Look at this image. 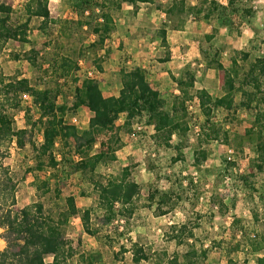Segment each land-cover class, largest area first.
<instances>
[{"label":"trees","instance_id":"trees-1","mask_svg":"<svg viewBox=\"0 0 264 264\" xmlns=\"http://www.w3.org/2000/svg\"><path fill=\"white\" fill-rule=\"evenodd\" d=\"M150 2L152 0H105L95 4L94 0H66L74 16L63 18L51 15L49 0H28L24 5L27 20L17 23L12 17L13 6L0 0V49L9 41L18 42L23 49L15 53L14 57L26 60L33 71H41L48 64L50 75L49 80L43 79L42 86H39L32 78L17 75L7 77L0 73V226L5 229L7 241L6 248L0 250V264H85L84 254L77 253L67 236V229L74 217L82 220L84 232L95 237L101 245L113 248L116 243H120L110 233L101 235V231L105 226L111 227L120 218L127 222L140 207L138 201L142 186L132 177L136 165L127 164L119 174L111 173L108 176H102L98 170L101 164L110 165L118 159L113 145L119 135L117 122L123 117L129 131H132L133 120L143 118L144 123L154 130L152 137L156 145L175 150L174 163L185 162L183 151L190 147L192 165L202 170L211 153L208 144L213 140L229 144L226 125L231 120H237L239 109H249L253 120L238 145L243 150L247 142L254 154L252 160L256 171L264 173V56H253L243 49L234 50L230 65L226 67L221 60V50L215 49L212 44L220 26L229 27L232 33V12L240 11L242 0H227V3L199 0L196 4L189 0H168L165 12L170 24L158 31L162 45L170 48L168 29L182 30L190 17L193 22L207 20L212 25L217 23L212 32L204 34L207 45L200 46L199 51L205 62L204 72L209 69L225 72L220 99L221 104L229 110L226 118L229 122L216 120L218 98L206 88H197L196 83L200 78L188 66L183 68L181 76L172 77L179 90V93L174 92L172 95L154 87L148 71L141 66L131 69L121 66L118 70L120 88L116 95L105 96L101 81L94 77H86L82 85L78 84L76 71L80 59L85 55L94 56L97 70L103 72V60L99 53L117 28L114 15L128 12L125 11V4L131 6L135 13L140 4ZM33 18L40 19L39 30L45 34L51 25L57 26L56 38L45 43L44 50H40L30 38V22ZM99 20L103 21L105 36L87 44L82 40L79 45L73 41L83 31V24L92 29ZM78 39L82 38L79 36ZM104 51V55L111 53L110 48ZM69 80L75 84L73 100L59 103L63 84ZM24 94L31 97L26 115L27 126L16 127L15 115L9 112L5 101L13 97L15 107H19L24 102ZM237 94L241 95L240 102H236ZM195 99L202 103L197 118L202 116L203 122L200 123L197 141L192 143V135H196L193 134L195 124L192 125V120L197 113L191 114L189 102ZM81 107H87L90 111L87 125L81 127L67 122L68 118L77 115ZM33 108L39 110L36 119L31 114ZM35 131L41 132L43 136L40 145L34 140ZM13 142L20 149H24L27 143L33 148L34 164L29 170L35 172L33 185L39 195L54 193L49 203L40 200L20 209L15 207L18 184L4 165V158ZM57 143L62 153L60 162L54 156ZM223 163L229 168L235 162L225 160ZM60 164L67 174L77 173L87 180L94 205L79 208L72 195L65 197V203H61L59 181L53 187L49 178L40 175L48 168L58 170ZM152 165L151 169L154 168ZM204 170L214 173L211 168ZM56 176L53 174V177ZM255 176L253 171L238 175L249 193L258 192L252 180ZM183 199L182 194L171 188L162 190L151 187L145 207L152 211L154 217L160 218L176 211ZM210 199L212 205H218L221 215L225 214L224 209L228 207L223 198L212 194ZM252 213L257 223L258 213ZM241 222V218H236L233 223L238 227ZM199 227V221L177 222L171 225L168 237L175 240L177 245H183L188 240L200 242L201 238L195 234V229ZM241 229L242 238L234 240L224 250L226 264H240L233 255L239 250L245 251L247 260L251 255L256 264H264V232H254L252 237L243 225ZM119 246L121 253H132V264H203L209 252V248L202 245L199 249L193 248L183 254L177 252L169 256L163 249L152 252L151 248L139 242L128 249L124 244Z\"/></svg>","mask_w":264,"mask_h":264},{"label":"rangeland","instance_id":"rangeland-1","mask_svg":"<svg viewBox=\"0 0 264 264\" xmlns=\"http://www.w3.org/2000/svg\"><path fill=\"white\" fill-rule=\"evenodd\" d=\"M14 8L12 15L17 23L27 20L24 11V5L28 0H4ZM105 0H94L95 4ZM196 4L199 0H189ZM227 3V0H219ZM168 0H152L150 3L140 4L138 11L125 4V11L122 14H115L114 20L117 25L116 30L110 39L105 42V47L100 51L102 56L103 72H99L94 63V56H83L79 62V69L76 71L79 85H82L86 77H94L101 81L104 95H116L120 88L119 69L121 66L134 68L141 66L148 71V76L154 87L160 89L163 93L172 95L176 85L170 75H166V81L159 80L163 77L157 74L166 70L165 61L173 57V63L176 70L182 72L185 66L192 68L200 78L196 83L197 88H208L215 97L218 98L215 115L219 122L227 121V110L221 104L222 87L225 79L223 70L215 69L204 72L205 62L199 51L200 46H206L204 34L212 32V25L207 20L197 21L194 25L190 17L186 26L182 29L185 32H178L174 29H168V40L170 48L162 45L158 36V31L169 23L165 12V5ZM49 8L53 17H73L72 7L66 3V0H49ZM233 27L232 33L229 27L220 26L219 32L212 40L215 49L221 50V60L228 67L230 58L234 50H246L253 56H264V0H242L240 11L232 12ZM39 18H33L30 22V38L36 43L40 50H44V44L53 40L57 36V26L51 25L48 33L45 34L39 30ZM83 31L78 34L73 41L80 44L81 40L87 44L99 37L105 36L103 21L95 22L92 29H88L83 24ZM80 38L82 39H78ZM63 40V39H62ZM66 40H64V43ZM122 43V46H121ZM71 43V48H73ZM51 48V47H50ZM49 48V49H50ZM111 49L107 58L105 51ZM172 48V49H171ZM23 47L18 42L9 41L0 49V73L7 76H22L32 78L34 83L42 86L43 79L49 80V66L45 64L41 71H33L26 60H18L14 54L21 52ZM47 50V48H46ZM47 52V51H46ZM46 52H43L46 54ZM104 55V56H103ZM181 76V73H180ZM61 82H64L61 80ZM74 83L71 80L63 84L62 93L59 97V103L71 102L73 100ZM241 95H236V102H240ZM9 112L15 115L16 127L27 126L26 115L27 108H30L25 102H21L19 107H15V99L9 97L6 99ZM191 114L197 113L193 118L192 125L195 128L192 135V143L197 141V134L200 132V123L203 117L199 119L198 114L202 108V103L198 99L189 102ZM231 111V110H230ZM31 114L36 119L39 116V110L33 108ZM78 125L84 127L90 118L88 108L81 107L76 115ZM236 119L226 125L229 131L230 143L225 144L222 140H213L208 144L210 157L205 162L202 170L192 165V149H184L186 161L173 162L176 152L173 149L156 145L152 137L154 130L144 123L143 118H137L132 122V131L124 125V117L117 122L119 135L113 145V151L117 153L118 159L110 165L101 164L99 173L102 176H108L111 173L119 174L127 164H135L132 177L142 186L139 208L136 214L127 222L122 220L115 222L111 227L105 226L101 235L112 234L116 242L124 244L130 248L134 243L139 242L152 250H165L169 256L175 253L183 254L193 248L208 247V257L203 264H226L225 248L233 244L234 240L242 238L243 225L248 235L253 237V233L264 232V173L256 171L253 162L254 154L249 150L247 142L244 149L238 145L244 136L246 128L251 126L253 114L249 109L238 110ZM215 119V118H214ZM198 120V121H197ZM70 122V118L67 119ZM197 124V125H196ZM138 126L142 129L138 130ZM136 128V129H135ZM224 134H222V138ZM175 139V138H174ZM34 140L37 145L43 141L41 132L35 131ZM98 146V145H96ZM229 149L235 150L234 165L226 166L223 162L228 160ZM54 156L58 162L62 159L60 144L57 143L54 148ZM34 164V151L30 143H27L24 149H20L13 142L8 150L4 165L14 176L18 187L16 193V208L33 204L44 200L49 203L52 194L46 196L39 195L33 185L34 171H29ZM154 168H150V165ZM62 164L58 170L46 169L40 173L44 178H49L55 187L57 181L60 184L62 193L61 203H65V197L74 196L79 208L94 205L91 197V186L87 180L77 173L67 174L62 170ZM62 167V168H61ZM211 168L214 173H209L204 169ZM66 169H69L66 168ZM253 171L255 177V187L258 192L249 193L247 188L241 183L238 175L247 174ZM53 174H57L53 177ZM56 182V183H55ZM158 187L162 190L172 189L174 192L182 194L183 200L177 210L160 218L154 217L152 211L145 207L148 189ZM82 192H85L83 195ZM218 195L223 198L227 209L225 214L219 212L218 205H212L211 195ZM217 204V203H216ZM253 211L258 213L259 221L255 223ZM241 218L242 222L238 227L234 225V220ZM94 219V216H93ZM189 220L201 222V227L195 229V234L201 238L200 242L188 240L183 245H177L175 240L169 239L168 232L171 225L177 222H186ZM99 221V218H98ZM102 224V222H99ZM119 226V229L116 227ZM235 228V229H234ZM67 236L72 240L78 254H84L85 264H132V253L130 251L120 252L119 244L116 243L113 248L107 245H101L97 239L84 232L82 220L74 217L70 221L67 229ZM7 246L5 239V229L0 226V250ZM234 257L240 264H255L251 255L248 260L243 250L235 251Z\"/></svg>","mask_w":264,"mask_h":264},{"label":"crops","instance_id":"crops-1","mask_svg":"<svg viewBox=\"0 0 264 264\" xmlns=\"http://www.w3.org/2000/svg\"><path fill=\"white\" fill-rule=\"evenodd\" d=\"M195 24H197V21H195L194 22V25ZM178 32H185V31H183V30H177ZM168 32H169V30H168ZM168 37V36H167ZM169 41V40H168ZM169 44H170V41H169ZM172 49V48H171ZM110 55V54H109ZM109 55H107V58H108V56ZM173 63H175L174 61H173V57L172 58H168V59H166V61H165V64H166V70L165 71H163V72H160V73H158L157 75L158 76H161V77H163L162 79H160L159 81L160 82H164V81H166V75H170V73H172L173 75H175L176 77H179L180 76V70H176L175 71V65L173 64ZM211 70H213V69H211ZM206 89H208L207 87H206ZM175 93H179V90L178 89H176L175 88V91H174ZM84 108H87V107H84ZM183 223V222H182ZM245 259L246 258H244V261H245ZM247 262H249V260L247 261ZM255 264H256V262H255Z\"/></svg>","mask_w":264,"mask_h":264},{"label":"built area","instance_id":"built-area-1","mask_svg":"<svg viewBox=\"0 0 264 264\" xmlns=\"http://www.w3.org/2000/svg\"><path fill=\"white\" fill-rule=\"evenodd\" d=\"M23 101L26 103V104H28L29 106L31 105V97H30V95H28V94H24L23 95ZM195 101H196V99H195ZM190 108V107H189ZM69 123H73V124H78L79 123V121H78V118L75 116V117H71L70 118V122ZM136 129V128H135ZM140 129H142V126H138V130H140ZM229 154H228V160L229 161H232V160H234L235 158V150H233V149H229V152H228Z\"/></svg>","mask_w":264,"mask_h":264}]
</instances>
